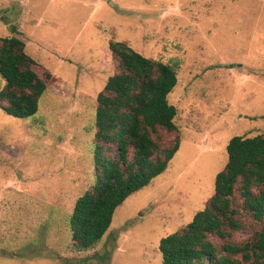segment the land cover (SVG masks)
<instances>
[{"label":"rangeland","instance_id":"rangeland-1","mask_svg":"<svg viewBox=\"0 0 264 264\" xmlns=\"http://www.w3.org/2000/svg\"><path fill=\"white\" fill-rule=\"evenodd\" d=\"M0 11V37L20 38L35 73L51 75L34 116L0 110V264H162L159 241L204 208L229 140L264 135V0H0ZM110 41L175 70L176 130L157 141L179 144L78 251L67 219L94 182L96 97L118 71ZM243 219L237 243L258 228Z\"/></svg>","mask_w":264,"mask_h":264},{"label":"trees","instance_id":"trees-1","mask_svg":"<svg viewBox=\"0 0 264 264\" xmlns=\"http://www.w3.org/2000/svg\"><path fill=\"white\" fill-rule=\"evenodd\" d=\"M108 49L118 71L96 97L94 182L76 199L67 219L71 247L78 251L101 241L115 210L165 171L179 144L178 139L171 147L157 141L159 132L176 130L177 110L168 102L177 84L175 70L123 42L110 41ZM35 65L20 38L0 37L4 114L27 119L37 113L51 75L45 73L41 79ZM226 154L227 162L216 174L214 193L204 208L159 241L162 264H264V135L234 136ZM244 216L258 228L237 243L234 233L247 229Z\"/></svg>","mask_w":264,"mask_h":264}]
</instances>
